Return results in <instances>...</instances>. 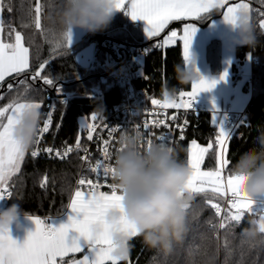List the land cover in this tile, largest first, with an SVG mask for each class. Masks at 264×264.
<instances>
[{
	"label": "trees",
	"instance_id": "1",
	"mask_svg": "<svg viewBox=\"0 0 264 264\" xmlns=\"http://www.w3.org/2000/svg\"><path fill=\"white\" fill-rule=\"evenodd\" d=\"M248 1L257 43L255 47L239 46L237 55L241 62L247 56L252 59L253 88L246 109L247 119L238 127L243 136L241 138L234 136L228 142L227 158L230 161L226 168L228 175L232 174L233 165L240 155L256 146L255 138L264 132V29L259 27L264 15V0ZM36 3L37 0H2L3 39L9 41V25L21 32L24 43L29 47L30 68L19 75L22 76L20 81H24L23 84L17 81L19 76L15 74L2 82L0 91L4 90L0 93L3 96V99H0V107L8 104L14 97H19L20 102L34 100L42 103V106H45L51 97H55L52 124L46 138L48 143L54 146L75 143L79 133V117L94 112L101 116L121 97V88L112 78L110 68L89 70L77 64L76 52L91 42L96 43V58L103 62L107 57L111 62L114 60L112 57L116 54L108 52L113 51L114 45L118 51L124 46H147L146 54L138 63L141 76L132 83L135 90L147 97L163 98L167 93L172 98H179L181 91L191 90L192 82L184 83L177 78L178 66L186 67L181 43L153 47L169 30L180 25L181 21L171 22L159 37L144 39L142 27L131 22L120 12L113 16L104 30L87 33L68 48L65 35L57 22L66 0H39L42 5L41 29H37L34 23ZM9 7L11 11L8 10ZM223 10L224 8L213 9L196 21L205 25L212 19L220 17ZM57 43L60 44L59 48L56 47ZM218 45L216 40L209 44V53L213 58ZM45 60L50 62L42 75L54 80L51 86L37 83V80H32L28 76ZM103 75L108 76L107 80H103ZM8 83L13 85L11 90L7 88ZM58 87L61 93L56 91ZM246 88L249 89L248 82ZM189 119L190 125L184 133L185 138L177 140L173 145L177 158L185 163L188 146L192 140L207 146L209 141H215L219 131L209 112L194 113ZM32 147L26 154L21 171L10 181L13 196L5 201L4 209L12 203H17L27 214L61 215L71 200L80 161L76 156L68 160L33 158L30 155ZM215 155L214 146L206 155L203 164L205 168L215 167ZM42 183L44 187H41ZM208 200L221 203L224 197H218L208 191L189 201L188 231L183 241L174 245L171 252L164 254L151 249L143 243L140 236H137L130 240L129 259L121 261L120 264H264V241H249L242 235L243 230L250 226L251 220H258L260 213L245 211L239 225L231 229H219L213 227L219 224L220 218L215 214V209L207 203ZM228 210L229 208L224 215Z\"/></svg>",
	"mask_w": 264,
	"mask_h": 264
},
{
	"label": "snow or ice",
	"instance_id": "2",
	"mask_svg": "<svg viewBox=\"0 0 264 264\" xmlns=\"http://www.w3.org/2000/svg\"><path fill=\"white\" fill-rule=\"evenodd\" d=\"M227 0H117V10H126L133 20H144L148 27L145 29L147 37H159L165 31L169 23L172 21L201 19L202 14L209 13L212 9L224 8ZM2 7V5H0ZM11 11V7L8 9ZM241 11L249 15L250 7L247 3H236L226 8L222 13L223 21L227 24H234L237 14ZM42 5L37 0L35 6L34 23L37 29L42 28L41 24ZM250 17V15H249ZM259 27L264 29V15L259 22ZM195 24H185L182 34L172 30L168 32L162 43H157L156 47H164L177 40L182 42L183 59L186 63L192 62L190 46L192 38L197 31ZM3 31V23L0 22V32ZM14 34V39L13 38ZM67 47L70 48L72 42V33L69 30L64 33ZM9 41L0 39V87L6 77L15 74L19 76L29 70V47L24 44V37L20 31L8 26ZM57 48L60 44L57 43ZM56 51V49H53ZM50 61L45 60L40 63L38 68L32 73V80H41L45 85H53L54 80L49 76L42 75L46 66ZM198 72V70L196 69ZM199 73V72H198ZM227 76V72L220 76L223 80ZM21 84L24 81H20ZM217 81H209L200 76L191 86V91H181L179 98H172L165 93V98L152 99L153 106H159L162 109H192L193 103L199 93L210 91ZM8 90L13 88L12 83L7 84ZM27 91V88L25 89ZM61 93V89H56ZM0 99L3 96L0 95ZM64 103V101H61ZM54 108V106H50ZM25 109H36L40 112V102H20L19 97H14L8 104L0 107V201L8 200L13 196L10 190V181L21 171V164L25 160L26 153L21 148L18 141L13 137V130L20 122V118ZM41 114V112H40ZM92 121H97V113L91 115ZM172 120L176 117L172 116ZM215 123V116L213 117ZM187 120L183 125H177L180 129V140L185 137L183 132L187 126ZM52 124V112L47 113V118L43 122V126L39 128L37 136L33 144H39L43 135L49 132ZM88 130L87 140L94 139L93 133L99 125L86 124ZM168 127L167 121L164 119H153L146 121L143 128L150 131V127ZM105 129H109V125L104 124ZM218 134L215 141H209L207 146H201L196 140H192L188 146L186 164L190 169V175L184 186L181 195L187 194L190 201L208 191H211L218 197H228L229 210L226 215L221 216V207L218 203L208 200L207 203L215 209V214L221 216L218 225L219 229H231L242 221L245 211L255 213L257 207L264 212V204H258L257 201L250 199L246 193L241 190V181L243 177L232 174L225 176L224 171L230 165L227 158L228 142L232 139L230 131H226L221 125H217ZM114 131V130H113ZM113 131L109 132V139L104 140V146L100 149L101 158L95 160L94 165L89 163L91 154L85 147L83 151L86 153L80 159L85 163H89V171L96 174L95 180L82 177L77 181V187L72 194L68 210L63 214L67 215V222L61 223L58 227L46 226L45 219L39 216L28 215V218L35 224V231L30 232L23 244H18L11 238L9 231H0V264H119L121 258L112 255V233L115 231H124L128 234L129 240L138 236L135 227L127 222L122 221L119 225H111L105 221L106 213L113 208L119 207V201L122 196L113 182H109V177H113L114 167L112 163H107L111 159L109 144L113 138ZM137 132L141 133L139 130ZM161 146H167L169 150L174 147L168 146L165 141L168 136L161 135L158 137ZM153 140L149 138L147 145L149 148L153 145ZM216 146L215 161L216 166L213 169L202 170L206 155ZM75 149H81V138L78 136L75 141ZM121 150L116 149L117 152ZM40 149L36 148L30 152L31 157L36 158L40 154ZM52 147H45L43 152L52 154ZM73 152V146L68 145L63 154L59 149L55 150V156L65 158ZM102 173V175H101ZM47 177H45V183ZM103 181V182H102ZM44 187V183L41 184ZM87 190H84V189ZM107 188L108 191L101 189ZM190 205H188L187 210ZM234 210V211H233ZM260 217H264L261 215ZM48 217L47 219H50ZM234 222V223H233ZM99 225L100 231H94V227ZM261 231H264V222L260 223ZM70 233H72L70 237ZM69 253H84L81 259H73L65 261ZM129 255L123 258L127 261Z\"/></svg>",
	"mask_w": 264,
	"mask_h": 264
},
{
	"label": "clouds",
	"instance_id": "3",
	"mask_svg": "<svg viewBox=\"0 0 264 264\" xmlns=\"http://www.w3.org/2000/svg\"><path fill=\"white\" fill-rule=\"evenodd\" d=\"M117 0H66L58 16V24L63 33L75 29L88 33L104 30L116 13ZM235 43L240 46L255 47L257 37L247 13L237 14L234 24ZM194 59L191 67L177 68L179 81L188 83L200 78ZM41 114L36 109H25L20 122L13 130V137L21 148L28 151L40 128ZM256 146L242 153L233 165L232 173L243 177L241 190L256 201L264 197V132L254 140ZM113 183L117 186L122 199L119 207L110 209L105 221L119 225L122 221L135 227L143 243L160 253L167 254L174 245L183 241L187 231V208L190 197L181 195L190 175L185 162L177 158L176 150L167 146L153 144L143 147L142 133L133 131L121 137V150L116 153L113 165ZM28 214L17 203L0 210V231H9L17 223L20 215ZM259 220H251L250 226L242 235L249 241H264V231ZM100 231L97 225L93 229ZM112 255L123 258L130 254L129 236L124 231L112 233ZM119 262V264H120Z\"/></svg>",
	"mask_w": 264,
	"mask_h": 264
},
{
	"label": "built area",
	"instance_id": "4",
	"mask_svg": "<svg viewBox=\"0 0 264 264\" xmlns=\"http://www.w3.org/2000/svg\"><path fill=\"white\" fill-rule=\"evenodd\" d=\"M160 43V42H158ZM157 43L153 45V47H156ZM112 52H114L115 57L113 56L114 60L107 65L105 62L99 60L96 58V55L94 53L93 60L91 61V65L88 68L89 70H98L100 68H111L115 67V69L111 72L112 78L114 79L115 83L121 88V97L120 99L115 102L109 110L102 114L101 116H98L97 121L94 122V124L99 125L97 127V130L93 133L94 139L92 141L87 140V135H84V138L81 141V149L76 150L75 149V143L69 144L73 146V152L70 153L67 157L61 159L55 156V150L59 149L61 151V154H63L64 149L68 146H54L47 142V135L49 132L45 133L40 141V143L33 144L32 150L39 148L40 154L37 157H46V158H53V159H59V160H68L72 156H77L80 164H79V170L77 172V176L74 182V190L77 187V181L82 178L86 177L89 179L95 180L96 174L90 172L89 169V163L93 164L95 163V160L97 158H101V152L100 149L104 146L103 142L104 140L109 139V132L113 131V138L110 141L109 144V151L111 153V159L109 161H106L107 163L114 162V157L117 153L116 149H119L121 147V137L125 133H131L133 131L139 130L142 133L143 136V147H148L147 140L151 138L153 140L154 144H159L160 141L158 139L159 136L165 135L168 136V139L165 141V143L168 146L174 145V143L179 140V137L181 135L180 129L177 127V125H183L184 121L187 120V126L183 132H186V130L189 128L190 125V116L194 113H201V112H207V110L195 99L192 109L186 110V109H162L159 106H153L151 104L152 99H161L163 98H150L143 94H141L140 91H137L133 88V81L134 79L141 76V70L138 69V63L142 59V57L146 54L148 47L147 46H140V45H130V46H124L118 51V48L116 45L112 47ZM244 64L242 62L237 63L236 66V75L241 76L243 72ZM103 80H107L108 76L103 75ZM251 75L248 76V83H251ZM251 86V85H250ZM103 97V96H100ZM50 106H54V108H50ZM55 109V97H51V100L45 105L41 107V121H40V127L43 126L44 120L47 118V113L49 111L52 112V119H53V113ZM175 116L176 119L172 120L171 117ZM153 119H164L167 121L168 127H150L151 133L153 135L149 134L148 130H145L143 128V124L148 121L150 122ZM247 119V113L246 110L242 111L240 113H235L231 110H222L220 112L218 121L216 123L217 125H221L224 127L226 131H230L232 134V137L237 136L238 138H241L243 136L241 131H238V127L241 123L245 122ZM109 125V129H105L104 124ZM51 128V126H50ZM218 128V127H217ZM50 131V129H49ZM88 132V131H87ZM45 147H52L53 153L48 154L43 152V149ZM87 148L89 150V153L91 154V160L89 163H85L80 159L81 156L85 155L86 153L83 151L84 148ZM31 150V151H32ZM102 175V173H101ZM224 175L226 174V169L224 171ZM103 182V181H102ZM109 182H113L112 178L109 177ZM11 190V189H10ZM84 190H87L86 188ZM103 191H108L107 188L101 189ZM230 199V194L228 197H224V201L221 203H218L221 207V216L224 215L226 209L229 207L228 200ZM6 201V200H4ZM221 216L219 218L221 219ZM48 217H51L50 219H47ZM40 218L45 219L44 223L46 226H56V217L53 215H43Z\"/></svg>",
	"mask_w": 264,
	"mask_h": 264
},
{
	"label": "crops",
	"instance_id": "5",
	"mask_svg": "<svg viewBox=\"0 0 264 264\" xmlns=\"http://www.w3.org/2000/svg\"><path fill=\"white\" fill-rule=\"evenodd\" d=\"M0 5H2V0H0ZM120 12L124 13L131 22L140 25L143 29L144 39H149L145 31V29L148 27L146 21L139 19L133 20L129 14H126V10H118L116 11L115 14ZM249 15H250V21L252 23L251 6H250ZM180 21H181L180 25L172 28L168 32L175 30L178 32V34H182L185 24H195L198 30L193 36L190 46V53L192 60L194 59L195 68L198 70L201 76L208 79L209 81H213V80L217 81L215 86L210 91H203L199 93V95L196 97L197 101L207 110V112L211 114L212 120L213 117L215 116V123H217L220 112L222 110L228 109L235 113H240L242 111H245L248 107V104L252 96L251 87L249 83H248L249 89L246 88V83L248 82V76L252 71V59L250 56H247L250 58L249 59L250 65H248L247 57L244 59V61L242 62L244 64V68H243L244 73L241 76H237L236 66L237 63L241 62L237 55V48L240 45L235 43L236 33L232 29L231 25L223 21L222 15L220 17L212 19L205 25L198 23L196 19H188V20H180ZM0 22H2V7H0ZM87 33L88 32H84L79 29L73 30L71 45L77 43ZM163 38L160 40V43H162ZM0 39H3V31L0 32ZM214 40L218 42L219 47L217 48V53L213 58L210 56L209 53V44ZM177 42H180L182 45V42L177 40L175 43H170L167 46L174 45ZM29 64H30V52H29ZM191 66H192V62L186 63V67H191ZM225 72H227V76L225 77V79L221 80L220 76ZM256 201L258 204H264V197L259 198ZM4 205H5V201L4 200L0 201V210L4 209ZM67 210L68 207L66 211ZM257 210H259L258 207ZM63 214L55 216L56 217L55 227H58L61 223L67 222V215H63ZM28 215L39 216L35 214H28ZM17 223L19 224V227H17V224L14 223L10 227L9 234L11 238L14 239L18 244H23L28 234L30 232L35 231V224L31 219L25 217L23 214L19 216ZM69 235L71 237L72 233H70ZM83 255L84 253H69L66 257H64V260L71 261L73 259H81Z\"/></svg>",
	"mask_w": 264,
	"mask_h": 264
},
{
	"label": "rangeland",
	"instance_id": "6",
	"mask_svg": "<svg viewBox=\"0 0 264 264\" xmlns=\"http://www.w3.org/2000/svg\"><path fill=\"white\" fill-rule=\"evenodd\" d=\"M241 2H243V3H247V4H249V7H250V2L248 1V0H227V3H226V5H225V7H224V10H223V12L225 11V9L228 7V6H231V5H233V4H236V3H241ZM165 47V46H164ZM249 57H247V62H248V65H250V61H249ZM250 75H251V83H250V87H251V89L253 88V72L251 71L250 72ZM164 98H165V96H164ZM29 102H35L34 100H32V101H29ZM41 105H42V103H41ZM93 114V113H92ZM92 114H90V115H82V116H80L79 117V119H78V123H79V133H78V136L81 138V141H82V139H83V137H84V135H86V134H88V130H87V128H86V124H94V122L95 121H92V119H91V115ZM97 116H99V113H97ZM197 141V140H196ZM197 143L199 144V145H201V146H206V145H204V144H202V143H200L199 141H197ZM216 166V165H215ZM213 168H215V167H211V168H205L203 165H202V170H209V169H213ZM227 174V173H226ZM228 175V174H227ZM213 203H217V202H213ZM229 208V207H228ZM227 208V209H228ZM226 209V210H227ZM258 211V213H260V215H259V218H258V220L260 219V216L261 215H264V212H261L260 211V209L259 210H257Z\"/></svg>",
	"mask_w": 264,
	"mask_h": 264
},
{
	"label": "water",
	"instance_id": "7",
	"mask_svg": "<svg viewBox=\"0 0 264 264\" xmlns=\"http://www.w3.org/2000/svg\"><path fill=\"white\" fill-rule=\"evenodd\" d=\"M95 46H96V43L91 42L76 52L75 59H76L77 64L81 68L88 69L90 67L91 61L93 60L94 53H95ZM108 52H109V54L110 53L113 54V52H111V51H108ZM105 63L107 65L110 63L109 57H107V59L105 60ZM114 69H115V67H111L110 72H112ZM28 76L30 78H32V74H29ZM20 79H22V76H19L17 81H20ZM37 83H43V82L41 80L37 79ZM3 90L4 89H1L0 93Z\"/></svg>",
	"mask_w": 264,
	"mask_h": 264
},
{
	"label": "bare ground",
	"instance_id": "8",
	"mask_svg": "<svg viewBox=\"0 0 264 264\" xmlns=\"http://www.w3.org/2000/svg\"><path fill=\"white\" fill-rule=\"evenodd\" d=\"M112 57V56H111ZM113 58V57H112ZM110 60V59H109ZM138 67V66H137ZM214 146H215V144H214ZM216 147V146H215ZM72 157H75V156H72ZM77 157V156H76ZM226 212V211H225Z\"/></svg>",
	"mask_w": 264,
	"mask_h": 264
}]
</instances>
